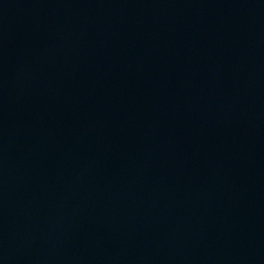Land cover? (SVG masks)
Masks as SVG:
<instances>
[{
    "label": "water",
    "instance_id": "1",
    "mask_svg": "<svg viewBox=\"0 0 264 264\" xmlns=\"http://www.w3.org/2000/svg\"><path fill=\"white\" fill-rule=\"evenodd\" d=\"M0 264H264V0H0Z\"/></svg>",
    "mask_w": 264,
    "mask_h": 264
}]
</instances>
